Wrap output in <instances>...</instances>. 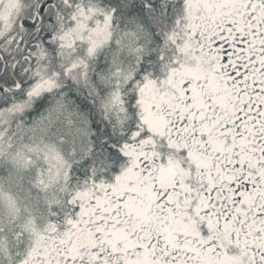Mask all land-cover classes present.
Instances as JSON below:
<instances>
[{
    "label": "snow or ice",
    "instance_id": "snow-or-ice-1",
    "mask_svg": "<svg viewBox=\"0 0 264 264\" xmlns=\"http://www.w3.org/2000/svg\"><path fill=\"white\" fill-rule=\"evenodd\" d=\"M0 264H264V0H0Z\"/></svg>",
    "mask_w": 264,
    "mask_h": 264
}]
</instances>
